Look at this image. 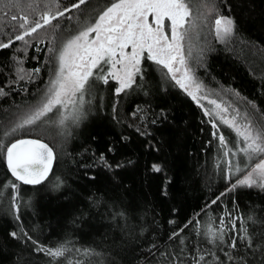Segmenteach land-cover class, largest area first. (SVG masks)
<instances>
[{
    "label": "trees",
    "instance_id": "16d2710c",
    "mask_svg": "<svg viewBox=\"0 0 264 264\" xmlns=\"http://www.w3.org/2000/svg\"><path fill=\"white\" fill-rule=\"evenodd\" d=\"M11 2L0 0V41L14 37L19 31H10L12 23L4 15L9 11L6 5ZM71 2L61 0L65 5ZM104 2L100 0L101 6ZM190 2L194 13H206L215 6L220 14L231 16L236 22L235 33L227 41L216 38L210 23L198 29L199 38L193 40L192 51L194 57L201 59L190 61L196 76L206 90L235 96L241 113L248 112L259 118L264 113V0ZM16 3L27 13L33 0H16ZM14 11L18 12L19 7ZM54 23H59L61 29L71 24L64 18ZM25 39L27 44L17 41L11 49L0 51V87L9 93L0 97V140L7 145L23 137L40 138L55 152L49 180L39 186H21L22 197L31 200L33 205L22 210L24 225L43 244L55 246L58 241L67 240L74 249H94L108 259L115 258L116 264H145L137 257L147 255V247L152 242L166 248L171 243L167 237L174 229L189 219L201 220L203 227L209 216L221 214L224 204L233 207V199L237 208L234 214H261L264 193L247 188L229 193L221 208L206 209L207 215L201 211L229 186L230 182L221 172L224 167L221 151L210 136L211 125L202 109L178 88L165 85L161 70L151 62L143 65L145 77L139 81L141 86H134L119 97L110 91L114 82L101 85L102 90L97 92L92 104H86L92 111L79 125L68 122L58 130L53 123L41 122L39 126L4 136L29 106L38 102L48 86L53 63L47 49L54 44L59 47L63 37L60 30L46 27ZM20 67L25 69V74L39 67L40 73L31 81L27 75L25 80H18ZM114 101H118L115 113ZM161 110L167 119L151 123L160 116ZM219 126L230 143H235L234 133L222 124ZM141 132L148 134L141 135ZM109 147L114 151L109 152ZM101 153L113 166L112 170L99 162ZM85 164L94 166L82 167ZM117 164L122 166L116 167ZM153 164H159L162 172H153ZM166 177L172 182L168 184L169 195L164 196L161 190ZM6 178L12 179L0 161V183ZM57 178L64 181L59 189L53 187ZM9 192L10 189L0 187V239L16 227L7 214ZM181 236L185 238L186 251L204 246L192 225ZM74 249L69 256L73 264L77 260L88 264L90 259H98L95 255L74 254ZM47 259L43 254L32 253L29 246L15 242L0 254V264H45Z\"/></svg>",
    "mask_w": 264,
    "mask_h": 264
},
{
    "label": "snow or ice",
    "instance_id": "6c2138e0",
    "mask_svg": "<svg viewBox=\"0 0 264 264\" xmlns=\"http://www.w3.org/2000/svg\"><path fill=\"white\" fill-rule=\"evenodd\" d=\"M6 7L9 11L4 15L12 23L10 31H19L14 37L0 41V51L11 49L17 41L27 44L26 37L46 27L60 30L63 39L59 47L54 44L47 49L52 55L53 68L45 91L38 102L29 106L28 111L20 116L19 122L3 133L4 136L39 126L41 122L64 126L71 121L79 125L92 111L86 104H92L97 92L102 90L101 85L109 86L110 82H114L110 91L119 97L134 86H141L139 81L145 77L143 65L151 62L161 70L165 85L178 88L203 110V115L208 118L207 123L211 125L210 136L217 141L221 151L224 165L221 172L230 183L224 191L208 201L201 211L213 206L221 208L224 197L238 188L264 193V113L256 118L251 113H241L239 108H233L231 104L224 105L216 99H210L190 63L201 59L199 56L194 57L192 51L193 40L199 38L198 29L210 23L216 38L227 41L235 33L236 22L233 17L220 14L215 6L206 13H194L190 0H105L103 6L100 0L95 3L93 0H72L66 5L61 0H33L28 5L27 13L16 0ZM17 7L18 12L14 11ZM61 18L71 24H65L61 29L59 23H54ZM55 40L54 34L53 42ZM17 73L20 74L18 80H25L27 75L28 81H31L39 75L40 68L25 74V69L20 67ZM8 94L0 87V97ZM204 101L212 107H206ZM117 103L113 102V113L117 111ZM138 111L143 112V109ZM113 118L116 119L115 116ZM140 118L144 119L143 116ZM166 119L167 116L161 110L160 116L152 119L151 123ZM221 124L234 133L235 143H230L219 126ZM136 130L140 132L139 127ZM146 134L141 132V135ZM121 139L127 140L128 137ZM108 151L114 149L109 147ZM55 160L53 148L40 138H20L7 145L0 140V161L6 166L10 177L14 178H6L0 187L10 189L7 214L16 223L15 229L6 232L0 239V254L15 242L16 245L29 246L32 253L43 254L48 258L45 264H73L69 256L73 254L74 246H69L70 241H58L55 246H46L38 237L30 234L23 221L22 210L33 205L31 200L22 197L21 186H39L48 181ZM98 160L112 170L113 166L103 153ZM217 167H220L219 163ZM151 170L162 172L159 164H153ZM233 177L237 178L231 182ZM171 182V178L166 177L161 195H169L168 184ZM63 184L64 181L57 178L53 187L59 189ZM92 203L95 205L96 201ZM236 212L233 199V207L224 204L221 214L218 217L209 216L203 227L201 220L189 219L169 234L167 240L171 243L166 248L152 242L147 247V255L137 257V260H143L145 264H264V209L258 216H241L234 214ZM196 215L199 216V213ZM189 225L195 228L196 235L201 238L200 244L204 246L186 251V241L181 233ZM74 254L84 257L95 255L98 258L90 259L88 264H105V261L107 264H116L115 258L108 259L90 248L83 251L75 248ZM75 264L83 262L77 260Z\"/></svg>",
    "mask_w": 264,
    "mask_h": 264
},
{
    "label": "rangeland",
    "instance_id": "374dc122",
    "mask_svg": "<svg viewBox=\"0 0 264 264\" xmlns=\"http://www.w3.org/2000/svg\"><path fill=\"white\" fill-rule=\"evenodd\" d=\"M215 34V33H214ZM220 41V40H219ZM205 89V88H204ZM205 94L206 95H208V97L210 98V99H216L217 100V102H219V103H222V104H224V105H229V104H231L232 105V107L233 108H239V103H238V101L236 100V97L235 96H230V94L228 95V94H225V96L224 95H222V94H220V92H209L208 90H206L205 89ZM229 96V97H228ZM195 102V101H194ZM196 103V102H195ZM203 103H205V106L206 107H209V108H211L212 106L211 105H207V102L206 101H204ZM239 110H240V108H239ZM203 111V110H202ZM56 119H58V117H55ZM68 122H71V121H68ZM68 122H66V124L68 123ZM217 123L219 124V122L217 121ZM65 124V125H66ZM53 126H55V127H57V129L59 130L60 128H62L63 126H61V125H59L58 123H55V124H52ZM44 134H46V135H48L50 138L52 137L51 135H49L48 133H45L44 132ZM52 139H54V137H52ZM55 140V142H57L56 141V139H54Z\"/></svg>",
    "mask_w": 264,
    "mask_h": 264
},
{
    "label": "water",
    "instance_id": "95a60500",
    "mask_svg": "<svg viewBox=\"0 0 264 264\" xmlns=\"http://www.w3.org/2000/svg\"><path fill=\"white\" fill-rule=\"evenodd\" d=\"M25 139H28V138H25ZM44 142V141H43ZM46 143V142H45ZM55 163V162H54ZM53 167H54V165H53ZM9 175H10V173H9ZM51 175V174H50ZM14 179V178H13ZM27 186V185H26Z\"/></svg>",
    "mask_w": 264,
    "mask_h": 264
},
{
    "label": "bare ground",
    "instance_id": "6f19581e",
    "mask_svg": "<svg viewBox=\"0 0 264 264\" xmlns=\"http://www.w3.org/2000/svg\"><path fill=\"white\" fill-rule=\"evenodd\" d=\"M23 138H31V137H23ZM20 139V138H19ZM13 142V141H12ZM45 142V141H44ZM13 179V178H12Z\"/></svg>",
    "mask_w": 264,
    "mask_h": 264
}]
</instances>
